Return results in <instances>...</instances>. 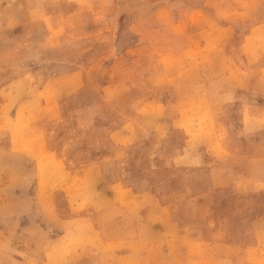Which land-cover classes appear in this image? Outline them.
<instances>
[{
  "label": "rangeland",
  "instance_id": "obj_1",
  "mask_svg": "<svg viewBox=\"0 0 264 264\" xmlns=\"http://www.w3.org/2000/svg\"><path fill=\"white\" fill-rule=\"evenodd\" d=\"M254 215L264 0H0V264H189Z\"/></svg>",
  "mask_w": 264,
  "mask_h": 264
},
{
  "label": "crops",
  "instance_id": "obj_2",
  "mask_svg": "<svg viewBox=\"0 0 264 264\" xmlns=\"http://www.w3.org/2000/svg\"><path fill=\"white\" fill-rule=\"evenodd\" d=\"M51 135L52 134H50V136H46L49 152H57L61 154L63 151L62 143L57 141L58 138L54 135ZM256 183L257 182L253 180V187L257 185ZM259 218L260 215H254L252 217L250 227H248V234L244 231L241 238V240H243H240V242L234 241L231 243L228 241L227 243H212L207 239H200L203 241L194 239V241L190 243V247H200V256H191L189 264H264V227H256L255 225V219L259 220ZM97 230H99L98 227ZM99 238L106 245L119 241V239L117 240L115 237L104 236L100 230ZM198 242L200 243L198 244ZM216 245H220L222 251H215L214 249H216ZM210 251L213 253L211 254Z\"/></svg>",
  "mask_w": 264,
  "mask_h": 264
}]
</instances>
